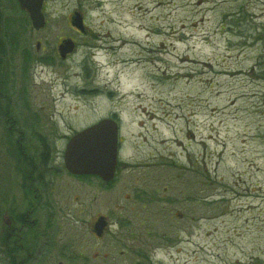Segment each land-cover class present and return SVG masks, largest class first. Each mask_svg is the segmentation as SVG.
<instances>
[{
  "label": "rangeland",
  "instance_id": "374dc122",
  "mask_svg": "<svg viewBox=\"0 0 264 264\" xmlns=\"http://www.w3.org/2000/svg\"><path fill=\"white\" fill-rule=\"evenodd\" d=\"M14 1L0 35L53 57L15 115L75 132L116 115L122 141L116 180L66 179L68 205L39 209L17 247L37 264H264V0H45L40 31ZM22 194L0 181V241Z\"/></svg>",
  "mask_w": 264,
  "mask_h": 264
},
{
  "label": "flooded vegetation",
  "instance_id": "af4514ba",
  "mask_svg": "<svg viewBox=\"0 0 264 264\" xmlns=\"http://www.w3.org/2000/svg\"><path fill=\"white\" fill-rule=\"evenodd\" d=\"M72 28L76 32L81 33L82 36L87 35V30L80 32L77 28L73 26ZM3 37L4 35H0V151L2 154L0 157V181L6 187L7 183L10 186H18L20 192L23 193L20 206H23L26 210L19 209L17 216L20 220H16L21 225V229H18L19 224L16 223V229L13 228L11 233H8L10 237L16 238L18 233H21L27 227L28 223H30V227L37 226L35 216L39 209L68 205L67 194H63L66 179L83 181L94 177L73 176L66 168V150L70 141L94 125L75 132V130H68L67 127L63 128L53 121H51L52 124H44L35 120L26 122L15 115L16 112L24 110V112L28 111V113L32 111L28 102V99L32 96L31 88L22 84L24 78H27L29 82L30 74L33 69L37 68V64L48 63L52 61L53 57L52 59L45 57L36 59L33 55L31 44H28L29 42L21 43V41L16 39L5 40L2 39ZM65 40L60 41L59 52ZM72 41L75 45L73 51L75 53L78 44L76 40ZM40 45L41 43L38 46ZM44 50L41 47H37V52H43ZM71 55L67 57V60ZM67 60L63 62H67ZM111 120L115 121L119 126L120 152L122 141L119 118L115 115ZM58 145L63 146L62 151H60ZM120 164L119 161L118 169ZM118 172L119 170L116 172L115 180ZM94 178L100 180L97 177ZM112 183L104 184L107 187ZM8 199L5 197V200L8 201ZM5 200L3 199V204L6 203ZM12 200L14 203L17 202L14 197L11 200L9 199V201ZM102 217L107 222L103 235L110 226L106 216L97 217L94 225V234L98 239L102 238V236L98 237L96 235L95 226ZM15 241L14 243H17V238Z\"/></svg>",
  "mask_w": 264,
  "mask_h": 264
},
{
  "label": "water",
  "instance_id": "95a60500",
  "mask_svg": "<svg viewBox=\"0 0 264 264\" xmlns=\"http://www.w3.org/2000/svg\"><path fill=\"white\" fill-rule=\"evenodd\" d=\"M21 11L28 13L35 30L45 28L43 13L45 0H17ZM72 25L85 32L84 20L79 13L72 18ZM74 50L72 40H65L60 56L65 60ZM119 126L113 120H103L75 136L66 150V168L76 176H97L104 182L114 180L118 168ZM107 222L100 218L95 226L96 234L102 236Z\"/></svg>",
  "mask_w": 264,
  "mask_h": 264
},
{
  "label": "trees",
  "instance_id": "16d2710c",
  "mask_svg": "<svg viewBox=\"0 0 264 264\" xmlns=\"http://www.w3.org/2000/svg\"><path fill=\"white\" fill-rule=\"evenodd\" d=\"M17 8H19V5L18 3H15L14 1V6L12 7V10L15 11ZM1 11H3V8ZM3 27H6V26H3ZM14 38H15L14 35L11 38L9 37L10 40H15ZM3 39L7 40L8 38L4 36ZM3 236L4 238H2L0 241L1 242L0 243V254H1L0 264H37V258H38L37 252L35 253V256H34L35 258H34L32 256L33 255L32 253L29 254L28 252H26V250L22 251L19 245L17 247V243H14L16 241L13 237H10L9 235H3Z\"/></svg>",
  "mask_w": 264,
  "mask_h": 264
}]
</instances>
